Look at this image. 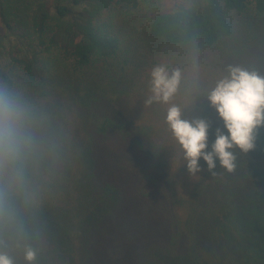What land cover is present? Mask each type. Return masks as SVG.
Wrapping results in <instances>:
<instances>
[{
	"label": "trees",
	"instance_id": "16d2710c",
	"mask_svg": "<svg viewBox=\"0 0 264 264\" xmlns=\"http://www.w3.org/2000/svg\"><path fill=\"white\" fill-rule=\"evenodd\" d=\"M261 48L264 0H0V85L30 105L37 145L0 251L14 264H29L26 247L32 264H113L108 250L130 239L141 264H264V127L248 153L232 149L233 172L200 158L192 177L180 145L167 148V106L132 104L135 91L148 100L156 65L204 70L208 93L229 65L264 76ZM200 107L181 118L208 122L210 152L228 133L208 99Z\"/></svg>",
	"mask_w": 264,
	"mask_h": 264
},
{
	"label": "clouds",
	"instance_id": "9594fccd",
	"mask_svg": "<svg viewBox=\"0 0 264 264\" xmlns=\"http://www.w3.org/2000/svg\"><path fill=\"white\" fill-rule=\"evenodd\" d=\"M227 75L218 80L207 99L224 123L227 135L217 129L212 150L208 147L209 124L203 119H182V110L171 105L166 122L183 152V160L191 175L201 171L198 161L202 158L211 172L220 165L229 173L236 168V156L232 149L248 153L254 148L257 130L264 127V76L240 66L229 65ZM181 84V70L169 71L164 65H156L150 71L148 103H168ZM35 121L30 105L6 85H0V226L14 220L10 203L12 191L25 193L26 167L37 145L33 128ZM3 244V241H0ZM36 251L25 248V260L32 264ZM0 264H14L13 259L0 251Z\"/></svg>",
	"mask_w": 264,
	"mask_h": 264
},
{
	"label": "rangeland",
	"instance_id": "374dc122",
	"mask_svg": "<svg viewBox=\"0 0 264 264\" xmlns=\"http://www.w3.org/2000/svg\"><path fill=\"white\" fill-rule=\"evenodd\" d=\"M188 2L190 0H163V4H165L166 9H170L176 5L181 4L182 2ZM259 60L256 62V65L259 67L261 71H264V48H261V52L259 54ZM218 73V72H214ZM218 75V74H217ZM215 79V82L213 84V87L217 83L218 80L222 79V75H218ZM210 81L204 74V70L200 68H188L186 69L182 75H181V84L179 88H183V92H181V89H179V94L175 97L173 96L168 103H164L167 108H169L171 105H177L181 108L182 114L187 115L188 113L192 112H198V110L201 108L200 106L206 101L207 95H208V89L206 86V82ZM212 84V83H211ZM187 86V89H185ZM196 86H200V90L196 91L194 89ZM185 87V88H184ZM199 88V87H197ZM140 91H135L132 93L133 95V101L136 107L140 108V105H143V107H146L148 110L151 111L153 108V104L148 103L145 98L142 97V93H139ZM152 95L151 91L149 92L148 98ZM147 102V103H145ZM163 103V102H162ZM200 103L201 105L199 106ZM139 104V105H138ZM168 110V109H167ZM167 110L164 111L167 115ZM187 120L191 121V119L186 118ZM166 121V120H165ZM162 127V125L158 124ZM167 148L169 150V153L172 156H179V145L175 141V138L173 134L167 141ZM182 157L177 160L175 163L176 168H180L182 161ZM191 175V174H190ZM192 177H195V175H191ZM129 234V233H127ZM131 235L133 233L131 232ZM127 236H123L121 243H124L125 240H127ZM137 245V242H136ZM125 250H120L118 246H116V250H108L110 252H107V256L113 261V264H141L142 261H144V256L141 255L140 249L138 247H135V244L133 241L129 239V243H124ZM143 256V257H142ZM105 261L110 262L107 258H105Z\"/></svg>",
	"mask_w": 264,
	"mask_h": 264
}]
</instances>
